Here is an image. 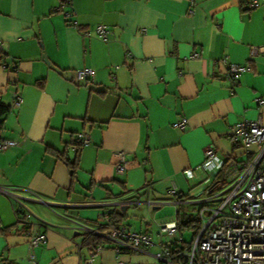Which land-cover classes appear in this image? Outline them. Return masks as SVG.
I'll list each match as a JSON object with an SVG mask.
<instances>
[{"label":"crops","instance_id":"obj_1","mask_svg":"<svg viewBox=\"0 0 264 264\" xmlns=\"http://www.w3.org/2000/svg\"><path fill=\"white\" fill-rule=\"evenodd\" d=\"M249 1L69 0L64 11L75 13L77 29L55 11L59 0H0V98L9 107L0 138L16 142L0 152V264H180L176 256L156 257L155 222L188 219L181 205L197 218L223 165L228 170L229 159L242 155L232 127L264 123V104L256 102L264 99V52L251 55L264 47V0L251 9ZM96 25L109 27L107 41L95 36ZM222 58L249 70L230 82ZM83 67L95 76L77 83L73 71ZM182 118L186 128H174ZM78 133L89 142L72 177L58 155L74 157ZM209 145L220 162L203 168ZM118 152L127 161L122 175L115 173ZM172 185L179 189L173 197ZM4 189L32 212L29 225L18 222L20 207ZM147 198L164 203L149 208ZM144 205L151 221L140 216ZM165 205L176 207L174 217L162 213ZM108 210L117 225L148 234L153 244L119 254L103 238L98 252L84 244L76 223L95 227ZM38 232L46 240L31 247L29 234Z\"/></svg>","mask_w":264,"mask_h":264},{"label":"built area","instance_id":"obj_2","mask_svg":"<svg viewBox=\"0 0 264 264\" xmlns=\"http://www.w3.org/2000/svg\"><path fill=\"white\" fill-rule=\"evenodd\" d=\"M258 4V0H251L245 7L251 9ZM68 5L69 0H59L55 11H61L67 21L78 29L79 25L73 18L75 13L70 9L64 11ZM80 32L85 36L90 35V31L87 30ZM109 32L110 29L106 25L94 27L95 36L102 41L108 40ZM0 50H2L1 42ZM257 52H264V47L252 49L251 55ZM220 63L224 67V78L230 82H235L249 70L248 65L231 64L225 58H222ZM94 76L95 70L90 67L73 71V80L77 83L93 80ZM21 100L19 95H15L12 107L18 108ZM256 102L262 105L264 99L259 98ZM172 126L183 130L187 126V120L182 118L172 123ZM230 136L234 146L242 150V155L229 159L226 177L214 181L206 189L207 196L197 212L199 222L192 239L188 242L184 241L175 222H155L160 238V252L156 254L158 259L170 261L172 256H176L180 264H264V123L260 119L238 122L232 127ZM76 140L77 144L71 147L73 151L88 144L89 137L86 133H78ZM14 145H16L15 141L0 138V152ZM203 156V168L213 167L220 162V157L211 145L204 148ZM116 157L115 173L122 175L126 170L127 161L123 152L116 153ZM185 172L187 177H192V170L188 169ZM143 188L149 193L148 185ZM3 191L22 211L17 213L18 222L29 225L33 214L26 208L22 198L12 189ZM167 193L173 197L179 194V189L172 185ZM33 194L36 201L46 203L37 193ZM130 203L137 204L139 201L132 200ZM143 203L151 208L160 206L164 202L151 201L147 198ZM213 203L217 205L213 206ZM120 204L127 202L122 201ZM109 214V210L102 213L95 227L76 223L75 229L87 236H100L113 243L116 254L122 250H139L141 247L153 244L148 234L130 231L124 225L112 223ZM164 235L170 239L167 243L162 240ZM45 240L44 232L29 234L31 247ZM101 248V245H96L94 251L98 252Z\"/></svg>","mask_w":264,"mask_h":264},{"label":"trees","instance_id":"obj_3","mask_svg":"<svg viewBox=\"0 0 264 264\" xmlns=\"http://www.w3.org/2000/svg\"><path fill=\"white\" fill-rule=\"evenodd\" d=\"M9 111V107L2 104V102L0 101V118L5 116L7 114V112ZM0 127H1V121H0ZM77 142H75L74 145H76ZM78 152L79 150L75 151L74 157L72 159H69L67 157H65L64 155H58L59 158L63 159L65 164L67 165L68 169H69V173L70 175L73 177L75 175V172L77 170V166H78ZM227 170L226 165H223V168L219 171V173L216 175L217 179H220L221 177H223V174L225 173V171ZM21 209H17V213H21ZM116 213H114V211H110L109 214V220L116 224ZM199 222L198 218H192L191 216L188 217V219H184V220H179L177 222V228H178V232L181 233L184 229H191L197 226V223ZM195 223V224H194ZM102 238L100 236H91L88 235L86 236L85 240H84V244L86 245H90V246H95L96 244H99L101 242Z\"/></svg>","mask_w":264,"mask_h":264},{"label":"rangeland","instance_id":"obj_4","mask_svg":"<svg viewBox=\"0 0 264 264\" xmlns=\"http://www.w3.org/2000/svg\"><path fill=\"white\" fill-rule=\"evenodd\" d=\"M213 206H215V205H217V203H213L212 204ZM146 206L144 205L143 207H142V211L140 212V216H142L141 218H144L146 221H151L152 220V218H151V216L150 215H148V213H146V211H145V208ZM162 213L164 214V215H170V216H173L174 217V214H175V210H176V207L175 206H171V205H165V206H163L162 208ZM191 209V208H190ZM131 210H133V211H135V210H139V208H137V207H132L131 208ZM181 212H182V214H185V215H187V217L189 216H191V217H195V212L196 211H194V210H191L190 212H189V209H188V212H187V209H186V206L185 205H181ZM184 215V216H185ZM131 215H129V218H131L130 217ZM183 218V215L181 216V219ZM192 230H194V228H192V229H184L183 230V237H184V239H185V241H190L191 239H192V237H193V235H192Z\"/></svg>","mask_w":264,"mask_h":264}]
</instances>
